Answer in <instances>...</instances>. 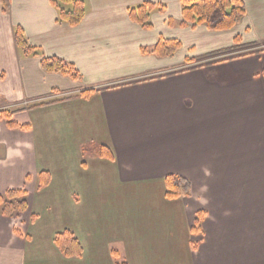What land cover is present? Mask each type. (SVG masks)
I'll return each mask as SVG.
<instances>
[{"label":"crops","instance_id":"1","mask_svg":"<svg viewBox=\"0 0 264 264\" xmlns=\"http://www.w3.org/2000/svg\"><path fill=\"white\" fill-rule=\"evenodd\" d=\"M7 1L0 110L18 126L0 116V193L26 189L29 207L0 214V264H264V0L224 31L182 26V0H83L77 25L51 0ZM147 2L150 26L130 12ZM162 38L181 46L158 55ZM238 43L255 48L223 54ZM53 56L80 77L44 70ZM170 175L191 194L169 199ZM66 230L81 254L57 247Z\"/></svg>","mask_w":264,"mask_h":264},{"label":"trees","instance_id":"2","mask_svg":"<svg viewBox=\"0 0 264 264\" xmlns=\"http://www.w3.org/2000/svg\"><path fill=\"white\" fill-rule=\"evenodd\" d=\"M58 9V22H67L70 25L79 24L86 13L83 0H51ZM2 9L9 5L7 0H2ZM156 7L155 3L147 2L137 8L131 9L132 18L138 20L144 26H150L148 22L150 12ZM246 15V5L244 0H182V26L195 27L205 25L212 31L230 30L235 27ZM240 36L236 40H240ZM16 44L21 47L26 54L39 55V50L31 46L24 35L21 27L17 28L15 33ZM181 46V42L176 39H161L156 47L152 50L158 55H171ZM189 61V59L187 60ZM42 67L47 72H59L68 75L74 79L80 77L74 64L57 56L43 57ZM264 75V71H263ZM95 89L83 90L80 95L90 96ZM14 112L10 110H0V116L8 119V125L11 127L18 126L11 120ZM101 155L112 157V150L107 146L100 149ZM39 186L48 185L51 175L48 171H43L39 176ZM191 194L190 182L181 176L170 175L166 178V196L169 199L178 198L182 195ZM29 207L28 192L26 189H9L0 193V214L12 218L20 217ZM198 216L195 227L192 232H201V218ZM55 243L57 247L66 255L73 256L82 253V246L79 239L70 230L56 234ZM118 264H127L120 262Z\"/></svg>","mask_w":264,"mask_h":264},{"label":"rangeland","instance_id":"3","mask_svg":"<svg viewBox=\"0 0 264 264\" xmlns=\"http://www.w3.org/2000/svg\"><path fill=\"white\" fill-rule=\"evenodd\" d=\"M239 41H241V38H240V40ZM238 40H236V42H239ZM254 44L255 43H250V44H242V43H238V44H236V45H234V46H232V47H230V48H228V49H225V50H222V51H225L223 54H225L226 53V51L227 52H234L233 54H240V53H238V52H240V51H244V50H249V51H251L253 48H255V46H254ZM261 45V46H260ZM251 47H253V48H251ZM258 48H264V43H262V44H259L258 46H257ZM228 53V54H229ZM242 54V53H241ZM210 55V56H209ZM206 56H209V57H211V56H217V57H219V56H221L220 54H218V52H213V53H209V54H207ZM212 58V57H211ZM204 60H207V57H204V59L202 60V61H204Z\"/></svg>","mask_w":264,"mask_h":264}]
</instances>
